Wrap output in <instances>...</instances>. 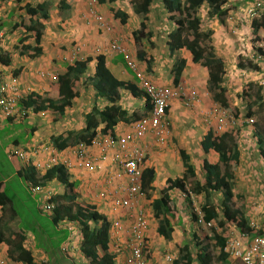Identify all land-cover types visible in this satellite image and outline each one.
Wrapping results in <instances>:
<instances>
[{
  "label": "crops",
  "instance_id": "1",
  "mask_svg": "<svg viewBox=\"0 0 264 264\" xmlns=\"http://www.w3.org/2000/svg\"><path fill=\"white\" fill-rule=\"evenodd\" d=\"M43 1L46 2L50 10V18L47 21L46 28L43 31L44 35L40 45L41 53L40 55L35 56L32 59L29 58L28 55H25L20 57L19 61H16V59H14V55L10 54V50H7L9 42L6 40L4 47L0 50L1 54L4 53L3 51H6V53H4L5 55L9 53L12 56V61L8 66H3L0 63L2 66L3 75L6 78L15 76L23 84V86H30V88L32 89V94L30 96L36 95L41 99L49 98L55 100L58 98L57 78L66 72L67 67L69 65H72L75 61H84L88 57L95 58L97 55L101 54L105 56L107 67L117 80H119L121 83L131 84L138 90H140L137 85V80L135 79L134 72L125 66L124 56H122L121 54L112 53L109 50L110 44L113 42H119V45H123L122 42L124 40L122 34H124L126 29L131 30L130 38L132 43L135 45L140 43L133 41L131 36V33L139 28L140 19H142V17L140 18L139 16H134L135 14L132 11V5L130 10L132 12V15L134 16L133 20H135V24H128V19L126 20L125 24H121L123 17H117L115 14L116 11L125 13L128 18H130L131 15H129V11H124V9L119 7V0H116L114 3H110V0H103L102 2L100 0H95V9L105 18L106 21L109 22L110 18L113 19V28L111 27V32L106 35L98 27L96 28V26L90 25V28L92 30L94 29L96 34H94L93 32L90 36L88 34L87 36L86 34H82V37H84L83 39L77 37L78 39H80L78 44L79 50L74 55V47L66 45V42L64 41L65 38H61V35H57L55 31L62 29L63 25L68 24L69 22L67 23V20L72 22L69 25L70 28L67 30L68 33H71L72 29H77V27H75V24H79V22L81 23V21L79 20V14L81 16V10L83 9L82 6L85 0H21L20 2L15 1L12 5L13 9L18 7L20 14L24 16L23 7L27 3H34L36 5L37 3ZM60 1H63L68 6L65 5V8L61 10L59 8ZM69 2H72V4H68ZM155 4H157V1L153 2L154 7L153 5L150 7L151 11L148 14L149 23L150 14L153 12V8H160ZM13 9H10L7 12L6 18H4L5 15L0 14V18H4L1 19L3 22L7 23V21L11 20L10 18H8V16L10 17V12H12ZM75 15H77L76 18ZM135 18H138V20ZM24 19L26 22L25 16ZM239 20L241 21V23H239V26L244 27L246 28V30H248V26H250V24L246 22L245 19H243V14L240 16ZM12 21L13 20H11L10 22ZM118 22L120 23L121 27L115 26L118 24ZM170 25L171 26L168 30L163 31V34L158 31V34H161L162 44L158 43V46H154L152 51L154 53H157L156 58H159V61H164L165 63L166 61H169V63H173L172 69H174V66L180 65L181 61L183 62L184 66H182L179 81H174V72L169 68V63L167 64V68L171 74L167 73V77L162 76L160 78H155V72H158V69H156L154 66V55L148 48H143L142 50L136 51L135 60H138L139 63L135 62V68L138 72H141L142 75H147L146 77H148L149 79H155V84L161 87H167L172 90H177L179 87L185 85L188 88H193L197 92L199 102L192 103L191 105L186 106L184 98H175L169 103L167 107V120L170 123L171 128L169 129L171 130V133L169 138L168 136L165 137V142L163 145H155L154 143L151 144L153 142V138L149 135L138 141V145L144 157V159L142 160L141 171H144V169H152L155 172L152 183L150 184L148 189L145 190L146 198L141 202V205L144 206L146 211H148V216L150 215L149 209H151L153 213L151 220H156L155 228H151L150 225V235H146L149 249V254L147 257L148 264H163V256L166 255V253L172 254L174 256L175 254H177V252L180 253L179 249L181 247L177 248V252H173L174 254L171 252V245H169L167 249H165L164 247L163 251L160 248L152 247L153 244L150 247V241L148 238L152 234L153 238L158 235L157 228L159 220L158 217H155L152 210V202L162 196L168 180L183 177L187 172L188 166L192 167V172L194 174V176L191 175L185 182V190L188 192L190 203L183 192L179 190L169 192V196L171 199L170 201H173L176 205V208H174L175 210L172 211L174 217H172L171 219V240H168L169 242H171L173 238H177L178 236L180 237L179 240H181L182 237L185 236L186 239L191 238L192 242H194L196 240L194 238L200 237V239H203V237L205 236L212 237L214 231L218 234L224 233V230H226L228 234L232 231H239L242 228L240 226L241 218L245 220V223H241V225L243 224L244 227H248L249 229H251L252 225L255 226L257 224L258 226L255 227L254 230L258 232V235L264 236V217H261L263 219L260 226L257 221L259 217H251L249 213L245 212L247 205H245L246 201L243 200L246 194L244 193V189H240V187H244L239 185L238 182L240 180L239 167L242 163L243 151L247 149L248 152H251V149L255 147V139L253 135H238V131L235 133H231L232 131L226 132V134L229 136L228 146L232 149V152H234L235 150V152L238 154V157L233 160L235 163L237 162L234 167L235 169L233 168V172L230 171L233 173V179L231 182L232 198L228 202L230 215L233 216L230 221L225 220L223 214L224 208L222 203H224L225 195L223 194L224 192L222 190L219 189L209 192L208 189H205L202 192H195L196 183H199L200 186H203L205 162H211L215 165H221L220 169L221 171H224L223 165L219 162V155L214 150L210 149L211 146L209 143H205L208 142V132H211L214 137L221 136V134H215V125L213 122H210L209 125H207L203 123L200 118V116H202V114H204L206 110L218 104L214 103L212 99V94L215 93V89L214 86H212L208 81V70L205 67L202 68V71H205L207 75L205 76V78H202V71L199 68H194V63L191 60V55L189 52L185 50L176 51L173 54L169 52L167 44L165 42L167 39V34H169L173 30V25ZM66 27H68V25H66ZM148 27L149 25L147 22V28ZM4 29H6V27ZM148 31H150V29H148ZM52 32H54L55 35ZM51 33L53 34V36L51 35ZM259 36L261 35L259 34ZM214 37L217 39L218 36L214 35ZM17 40L18 39L15 40V43L18 42L19 44V40ZM126 41L129 42V40ZM144 41H146L149 46L155 44L153 43L154 40L152 33L150 39ZM211 43H213V41ZM17 47L20 48V44ZM255 48V45H252L250 47V50L255 53ZM139 52H143L145 57L144 59L140 58L138 54ZM253 56L254 55H252L251 58ZM94 66L95 61L90 62L85 73L79 76L78 80L74 82L73 91L76 93V95L72 99L71 105L66 107L62 115L51 110L36 112L35 108L37 107V105L27 107L23 105L26 109H31L33 111L30 112V115L21 119L18 118L14 122L5 121L0 127V143L6 140V142L8 143L7 151L11 149L9 148L10 146H14L17 150H19L20 146H22L21 148L26 149L28 152H30V150L28 149L31 147V145L37 147L49 146V153L46 152L40 153L38 155L36 154V156H32L33 159L36 162H43L48 160L51 155H54L53 157L56 156L55 158L57 159L58 165H63L70 171V174H72V180L77 183V192L83 193L84 189L87 192H91V195L87 194V196L90 200L93 201L85 202V204L94 205L100 213L104 214L108 220H111L112 218H114V216H116L115 214H112V209L109 208L107 204L104 205V203H102V200L99 198L98 194V198L93 195L94 190L91 189L90 184L93 185V182L97 180L93 178L94 174L91 175V178L89 177V182L83 177L81 179H78L80 176L79 172L77 171L78 169L73 168L71 164L72 159H75L74 150L76 149V145L74 143L75 139H77L75 135H77V133H80L84 129L86 115L91 111L93 106H97L98 109H103L108 105L107 101L103 97L97 96L92 89ZM223 74V84L221 86L226 88V85H224V78L226 76V73H224L223 71ZM251 80H255V78ZM227 88L229 87L227 86ZM227 91L225 94L226 97H228ZM115 104L124 109L125 115L118 118L117 125L113 129V138L129 134L134 122L146 115L150 109L147 98L143 94L142 90H140V93H138L137 96H133L127 90H119V98L117 99ZM196 118L200 120L199 123L196 122ZM71 131L73 132L71 133L73 134V137L68 141L69 146L65 150H58L53 144L54 140H56L59 136L65 137V133ZM107 135L109 136V134ZM99 138L103 137L99 136ZM242 138L245 140H243ZM20 140H23L25 142L24 146L19 142ZM255 150L258 153L257 159L259 160L258 165H260L258 169L261 171V173H264V160L259 154L257 145L255 147ZM92 152L95 154V156L100 155L99 148H92ZM107 153L109 156L111 155V151H108ZM33 159L30 160L31 164H35ZM250 165H252V163ZM176 168L177 170L175 171ZM172 171H175V176H171L173 174ZM253 172L257 173L256 170ZM98 174L102 176V185H104V170L102 169ZM51 184H53L52 186H56V184L52 182L47 183L44 187L41 188L44 189L42 192H39V194L43 193V195H41V198H48L52 194L58 192L57 190H55V188H52V191L49 190V188H51ZM96 189H99L100 192L104 190L103 188H101L99 183L95 190ZM157 191H159V195L152 196V194L156 193ZM81 201L85 200H83V198H80L79 202ZM197 202H200L199 206L197 205ZM201 207H212V210H214V212L217 214V218L212 220V223L215 222L214 224H216L217 227H214V229L210 231L211 233H208L205 228H200L201 226L191 221V211L200 213L199 211ZM197 209H199V211H197ZM119 213L124 214L125 211H120ZM123 219L124 217H120V220ZM219 222L224 224L223 228L218 225ZM146 233H148V228ZM203 241L205 243V239H203ZM111 253L114 254L113 252ZM182 255L183 254L181 253V256ZM123 256L124 255L121 254H119V256H115V264H119L118 261H121L119 260V257ZM228 259H230V264H235V261L231 260V258Z\"/></svg>",
  "mask_w": 264,
  "mask_h": 264
},
{
  "label": "trees",
  "instance_id": "2",
  "mask_svg": "<svg viewBox=\"0 0 264 264\" xmlns=\"http://www.w3.org/2000/svg\"><path fill=\"white\" fill-rule=\"evenodd\" d=\"M15 1L20 2L21 0ZM100 1L102 2L103 0ZM115 1L116 0H110V3H114ZM128 1L132 5L133 13L140 18L142 17V19H140L139 28L131 33L133 41L140 42L141 40H149L152 31H148L147 22L149 21L148 14L151 11L150 7L153 5L154 0ZM8 2H10V0H0V11L2 4ZM159 2L165 12L166 21L173 25V30L167 34L165 42L169 52L173 54L176 51L185 50L190 53L191 60L194 64H201L205 67L208 70V81L215 89V93L212 94L214 103L220 105L227 112H231L229 108L231 106L230 101L225 95L226 89L221 86L223 84L224 64L220 59L215 57L213 48L207 44L210 42L212 32L207 29L203 30L202 14L206 12L207 18H215L223 23L224 21H230V19H232L234 13L231 12H234L235 8L238 10L240 4H238V2L229 3L226 0H159ZM68 4H72V2ZM59 5L61 10L65 8V5L68 6L63 1H60ZM23 9L26 22L20 21L14 23L12 27L21 33V37L19 38V56L28 55V57L32 59L41 53L40 45L44 35L43 31L50 18V10L45 1L37 3L36 5L27 3ZM115 14L117 17L122 16L121 24H125L128 16L119 11H116ZM4 27V22L0 19V29ZM263 28L264 22L252 23V31L253 33L256 32L255 34ZM257 50L259 55L264 54V49ZM138 54L141 59L145 58L143 52H139ZM257 56L251 58L248 69H251V71L257 70L260 74L264 65L261 67V63H259ZM11 59L12 56L9 53L6 55L2 53L0 55V63L3 66H8L12 61ZM92 61H95L92 89L97 96L103 97L108 105L103 109H98L97 106H93L85 117L84 129L75 135L77 139H75L74 144L76 146L84 144L86 147H91L94 139L99 136L104 138L109 134V136L113 137V129L117 125L118 118L125 115L124 109L115 104L119 98V90H127L133 96H137L138 93H140V90L133 85L121 83L112 75L107 67L104 55L99 54L95 58L88 57L84 61H75L72 65H69L66 72L57 78V99H41L36 95H32L23 102V105L26 107L37 105L35 108L36 112L51 110L62 115L66 107L71 105V101L76 95L73 91L74 82L78 80L79 76L85 73L88 64ZM124 62L125 66L129 68L126 60H124ZM182 66H184L182 61L180 65L174 66L173 72L175 82L180 79ZM253 75L254 77H249L247 80L256 77V74L253 73ZM253 84L256 83L252 80L243 84L242 95L240 97L242 103H244L245 99H248V104H245V109L247 110L245 118L248 120L252 119L251 106H259L264 103L262 89L258 88L253 98L252 95H250ZM250 99L252 100L250 101ZM8 121L14 122L15 119H9ZM246 123L248 122L246 121ZM235 132L236 131L232 130L231 133ZM71 133L73 132L65 133V137L59 136L54 140V146L60 151L65 150L69 146L68 141L73 137ZM208 135V142L205 143H209L211 146L210 149L214 150L219 155V162L223 165L224 171H221V165L205 162L203 186L196 183L195 192H202L205 189H208L209 192L219 189L222 190L225 195L224 203H222L224 208L223 214L225 220L230 221L233 216L230 215L228 202L232 198V170L235 169V164H237V162L235 163L233 160L238 157V154L235 150L232 152V149L228 146L229 136L226 133L214 137L211 132H208ZM252 135L254 136L259 154L264 160V132L256 128ZM21 150L26 151V149ZM107 151L112 152L113 150L107 149ZM102 154H104V152H102ZM13 158L15 157L9 159L10 162H13ZM13 164L15 170H17V177L30 183V188H42L47 183L52 182L63 188V193L60 194L57 192L45 198V204L53 206V209L49 211L50 213L47 217L50 218V223L58 229L57 231H62L64 229V227L60 225L63 222H72L76 224L79 230L77 234L80 237L79 251L87 260L88 264H115V256L110 251L111 247L108 236L110 227L109 220L104 214L100 213L94 205L85 204L77 200L80 198L76 193L77 183L72 180V174H70L67 168L63 165L56 164L49 168L34 171L32 167L23 169L14 162ZM191 175L194 176L192 167L188 166L185 175L181 178L168 180L162 196L152 202V210L155 217H158L159 220L157 233L167 241L171 240V219L174 217L172 211L176 206L173 201H170L169 192L179 190L185 194L189 201L188 192L185 190V182ZM154 176L155 172L152 169H144V171H142L141 184L144 191L148 189ZM14 199L13 196L9 195L7 185L0 182V245L5 243L9 247L10 250L8 252L10 256H12L11 260L19 264H36L31 252L24 246L25 238L23 231L20 229L18 231H13V238L11 240L4 238L5 229L2 224L5 216L9 215L12 219H18ZM42 211L46 210L42 209ZM199 212L202 214L203 221L206 223L212 222V220L217 218V214L212 210V207H201ZM190 217L191 221L196 223L199 213L191 211ZM219 223L218 225L223 228L224 224L221 222ZM241 223H245V220L242 218L240 219L241 231H247L252 235H258V232H256L253 227L249 229L248 227H244L243 224L241 225ZM39 231L44 233L43 236L45 240L44 243L38 241L37 245L48 252L49 259L58 264L56 262L58 259L54 248H52V246L49 248L48 246L47 249V242L50 241L49 236L46 237V232L43 230L40 229ZM39 231H35V233L38 232V236ZM227 235L229 234L226 230H224L222 234H218L214 231L212 237H203L205 243L200 237L194 238L196 239L194 241V250L196 253L193 254L189 243L184 244L181 248L179 247L180 255L174 259L172 264H194V262H196V264H210L212 262L211 253L209 251L210 248L218 251L217 259L222 262V264H230V259L228 258L231 257L224 252V247L228 238ZM181 253L183 254L182 256ZM237 262L242 264L238 260ZM47 264L52 263L48 261Z\"/></svg>",
  "mask_w": 264,
  "mask_h": 264
},
{
  "label": "rangeland",
  "instance_id": "3",
  "mask_svg": "<svg viewBox=\"0 0 264 264\" xmlns=\"http://www.w3.org/2000/svg\"><path fill=\"white\" fill-rule=\"evenodd\" d=\"M84 1V0H83ZM120 1V6L124 11H129V15H131L130 18H128L127 23L132 25L135 20H133V17L136 15H132V12L130 10L131 4L128 0H119ZM157 1L156 6L158 5V9L153 8V12L150 14V23L148 21V29L152 31L153 34V40L155 43L154 45L149 46V44L141 40L139 44L135 45L132 43L131 38H130V32L131 30H125L123 36V45L126 50L128 49V54L131 56L132 62L134 65L135 62L139 63L138 60L136 59L135 53L137 50H142L143 48H148L150 51L154 48V46H158L159 44H162V39H161V34H163V31L168 30L169 27L171 26L170 23H168L165 19V14L161 8V5L159 3V0H154ZM15 0H10V3H3L2 8L0 11V14L5 15L4 18H6V14L10 9H13V3ZM81 2V1H80ZM82 6V13L81 16L79 14V24H75L77 29H72L71 33H68V29L70 28L69 25L72 23L71 21L67 20L68 24H65L62 26V29L56 30L55 33L58 35H61V38H65L66 45L74 47L73 48V54L77 53L76 49L78 48L79 40L78 38L83 39L82 34H87L90 36L91 33H95V30L91 29L90 25L96 26L94 22L91 21V17L88 15V10H90V7L95 9L96 3L95 0H85L83 2ZM32 5H35L34 3ZM154 7V5H153ZM18 7L14 8L12 12H10V18L13 20L12 22L7 21V23L4 22V26L6 29L1 28L0 30H4L6 40L9 42L7 46V50H10V54L14 55V59L16 61L20 60V56L18 54L19 52V47H17L19 44L18 42L15 43V40L21 37V33L19 31L15 30L12 25L14 23H18L20 21H24V16L20 14L19 8ZM17 9V10H16ZM97 14L102 18V20L109 24L112 28V22L113 19L110 18L109 22L105 20V18L95 9ZM232 19L230 21H224L223 23L220 22L219 20H216L215 18H207V13L204 12L202 14V19H203V30L209 29L212 32V35L210 36V42L207 43L210 47L213 48V53L216 58L220 59L223 64H224V73H226V76L224 78V85L227 88V86L230 88H225L227 91L228 99L230 101V111L227 112L228 115L226 118L222 117H216V114H212L211 111L213 108L220 107L219 105H215L213 107H210L208 110L200 116L201 121L207 125H209L210 122H213L215 125L214 132L216 135H220L222 133H226L229 131H238V135H249L251 136L256 128L262 130L264 132V103L260 104L259 106H251L250 110L252 113V120L253 123H246L248 119L245 118V114L247 113V110L245 109V104H248V99L244 100V103H242L240 97L242 95V88L243 84L247 83L249 77H254V74H257V70L251 71V69H248L249 66V61L251 60V56L254 55V52L250 50V47L252 45H264V28L258 31L257 34L253 33L252 27L248 26V30L244 27H240L239 23H241L240 19V13L239 11L235 8ZM14 14V15H13ZM16 16V17H14ZM77 15H75V18ZM137 17V16H136ZM0 18V19H4ZM138 20V18H135ZM132 21V22H131ZM247 21V20H246ZM75 23V22H74ZM47 24V23H46ZM127 24V25H128ZM135 24V23H134ZM68 25V27H66ZM121 27L120 23L118 22L117 25ZM246 27V26H245ZM97 28V26H96ZM212 28V29H210ZM236 28V30H235ZM53 31V30H52ZM160 31L161 34H158ZM54 34V32H52ZM51 35L53 36V34ZM259 34L261 36H259ZM55 35V34H54ZM218 36L217 39L214 37ZM55 37V36H54ZM78 37V38H77ZM17 40V41H18ZM51 40V39H49ZM126 40H129L127 42ZM213 41V43H211ZM70 42V43H69ZM118 42V41H117ZM144 42V43H143ZM119 44V42L117 43ZM256 47V46H255ZM154 55V66L156 69H158V72H155L157 77H162L166 76L167 73H170L167 68V64L169 61L166 63L164 61H159L160 59L156 58L157 53H154L153 51L151 52ZM255 53H257L255 51ZM169 68L172 69L173 63H169ZM243 65V66H241ZM261 67L263 64H260ZM194 68H199L202 71L203 66L201 64H193ZM245 66V67H244ZM173 70V69H172ZM172 72V71H171ZM245 73L246 78L242 80L241 74ZM171 74V73H170ZM201 75L203 76L202 78H205L206 73L205 71L201 72ZM224 75V74H223ZM147 76V75H146ZM252 79V78H251ZM153 83H156L155 79H150ZM252 83V82H251ZM193 88H188L185 85L181 86V88H178V92L180 93L179 96L181 98L185 97L186 95L188 96V93L192 90ZM230 90V92H229ZM258 91V87L253 84L252 86V92L250 95H252V98L254 97L255 92ZM262 95L264 96V89H262ZM177 99V98H176ZM180 99V98H179ZM252 99H250L251 101ZM223 110V109H222ZM230 116V118H229ZM204 118V119H203ZM196 122L199 123L200 120L196 118ZM201 122V123H202ZM169 123V122H168ZM252 125V128H251ZM169 128L170 123H169ZM171 130L169 129V135L168 138L170 137ZM251 133V134H249ZM248 136V137H249ZM254 137V136H253ZM252 137V138H253ZM243 139V138H242ZM168 140V139H167ZM245 140V139H243ZM23 146L25 145V142L22 140L19 141ZM156 144V142L153 140L151 144ZM244 143V142H243ZM256 142L254 141V146L256 147ZM22 146H20V149ZM255 147L251 149V152L247 149L243 151V159L241 166L239 167V176L240 180L239 185H241L244 188V193L246 196L244 197L243 201H246L245 205L246 207V213H249L251 217H259L258 218V224L261 226L262 224V219L261 217H264V173H261V171L258 169L260 165H258L259 160L257 159L258 153L255 150ZM9 148H15L14 146H10ZM7 149H8V143L6 140L2 141L0 143V182L4 183L8 187V193L9 195L13 196L15 199V209L18 213V219H12L9 215H6L2 226H4V238L11 240L13 237L12 232L13 231H18L19 229L23 231V235L25 238L24 241V246L29 249L31 252L34 261L36 264H47V262H51L52 264H56L54 261L49 259L48 252L44 251L39 245H37L38 241L44 243V233H41L39 230H43L46 232L45 236H49L50 241L47 242V249L48 246L49 248H54V251L56 253L58 261H56L58 264H88V262L84 261L83 258H78L77 256V248L80 243V237L77 234L78 233V227L76 224L72 222H63L61 223V227H64L62 231H57L58 229L50 223V218L47 217L49 215V211H42V206L45 205V199L41 195H43L42 192L44 189H39L33 191L32 188H30L27 185L26 181L21 180L20 178L17 177V173L15 171V167L13 162L19 166L21 164V161L18 158H13V162H10L9 156L7 154ZM254 159V160H253ZM12 163V164H11ZM252 163V165H250ZM72 166L76 164V160L72 159ZM257 173H254L253 171L255 170ZM177 168L175 169V171ZM80 174L78 179H81L82 177L84 179H87L89 182V177L91 178V175H93L94 179H97L96 181L93 182V185H91V189L94 190L93 195L97 197V194H99L100 190L95 188L99 185L101 188L106 189L105 184L102 185L103 178L100 176L98 173H86L85 171H80L77 170ZM175 171H172L171 176H175ZM49 188L50 191H52V188L57 189L58 193H63V188L59 185L52 186ZM55 185V184H54ZM39 191V192H38ZM47 192V190H46ZM77 195L80 198H83L85 201H81L83 203L85 202H92L93 200H90L87 194L91 195V192H87L85 189L83 190V193H78L76 191ZM159 195V191L156 193H153L152 196ZM262 196V197H261ZM80 198L77 200L80 201ZM77 201V202H78ZM199 201V200H198ZM197 205H200V202H197ZM172 206V204H171ZM100 207V206H98ZM176 208V207H175ZM175 210V209H174ZM41 211V212H40ZM199 211V209H197ZM149 216H148V233L146 235H150V225L151 228H155V223L156 220H151L152 218V211L149 209ZM0 216H1V210H0ZM124 219L123 221L125 222L126 225L130 223L131 218L127 216H123ZM150 221V222H149ZM215 223V222H214ZM212 224V227H217L216 224ZM39 228H38V226ZM255 225V223H254ZM258 225L256 224L255 227ZM60 227V226H59ZM69 228L70 232L67 230ZM202 228V227H200ZM204 229V228H203ZM210 228H205V230L208 231V233H211L209 231ZM35 231H39V236L38 232L35 233ZM230 234V233H229ZM153 235V234H152ZM149 237L150 241V247L154 248H160L162 251L168 248L169 245L172 248L171 252H177V248L182 247V245L189 243L191 245V249L193 251V254L196 253L194 250V243L192 242L191 238L186 239L185 236L182 237L181 240L180 237L178 236L177 238H173L171 242L165 241L162 237L156 235L154 238L153 236ZM44 238V239H43ZM37 239V241H36ZM69 239V240H68ZM66 240H68L66 242ZM177 241V242H176ZM152 242V243H151ZM173 242V243H172ZM176 243V244H175ZM61 248L63 249V252L61 251ZM70 249V250H69ZM170 249V248H169ZM168 249V251H169ZM10 249L9 247L3 243L0 245V253L4 257L7 256L8 258V264H19L14 260H11L10 253L8 252ZM114 248L111 246V251H113ZM151 251V250H150ZM167 251V252H168ZM211 253V258L212 262L210 264H222L217 257H218V251L210 248L209 249ZM167 254V253H166ZM174 254V253H173ZM180 253L177 252L175 254V257H177ZM163 255V254H160ZM195 256V255H194ZM165 255L163 256L164 260ZM235 261V264H239L237 260L232 259ZM194 264H196L194 262Z\"/></svg>",
  "mask_w": 264,
  "mask_h": 264
},
{
  "label": "built area",
  "instance_id": "4",
  "mask_svg": "<svg viewBox=\"0 0 264 264\" xmlns=\"http://www.w3.org/2000/svg\"><path fill=\"white\" fill-rule=\"evenodd\" d=\"M229 3L238 2V11L243 14V19L252 24L253 22L261 23L264 21V0H226ZM88 15L102 32H111V27L105 23L97 14L94 8L90 7ZM6 36L4 30H0V50L4 47ZM79 48V47H78ZM76 49L78 52L79 49ZM256 49H264V45L257 44ZM109 50L113 53L124 56L127 66L134 72L139 88L144 95L148 97L151 110L148 115L134 122L129 134L104 138L97 137L92 142L91 147L79 144L74 150L76 164L73 168L88 173L99 172L104 170L106 189L99 192L98 196L102 203L107 204L116 216L110 220L109 243L114 250L111 251L119 257V264H148L147 257L149 254L146 240V231L148 228V211L141 205L145 200L146 193L141 184V165L144 159L143 153L138 145V141L147 135L151 136L156 144L163 145L165 137L169 135V123L167 120V107L175 98H181L178 90H172L167 87H161L144 77L138 72L133 64L128 52L121 45L113 42ZM256 52L258 50H255ZM6 53V51H3ZM1 54V53H0ZM76 53H74L75 55ZM258 55V56H257ZM257 56L258 61L264 65V54ZM259 74L257 72L255 83L261 89H264V68ZM244 75V74H242ZM32 94L30 86L25 87L15 76L9 78L3 75L0 64V127L9 119H18L30 115L31 109H26L23 102ZM185 105L198 103V95L195 90H191L186 98ZM223 109V108H222ZM220 107L213 108L211 113L216 117L226 118V110ZM230 118V116H229ZM252 119L248 123H252ZM99 148V156H95L92 148ZM107 149H112L111 155H108ZM28 151L17 150L15 148L7 151L9 158L17 157L20 161L29 163L32 156L50 151L49 146L37 147L31 145ZM104 152V154H102ZM50 156L44 162L46 168L57 163V159ZM36 168H42L43 163L36 162ZM35 190V189H34ZM97 196V198H98ZM53 209L52 205H45L44 210ZM120 211H125L120 214ZM130 217V223L125 224L120 217ZM197 225L203 228H212V223L203 221L200 215ZM255 229V226H252ZM225 254L232 259L240 261L242 264H264V236L252 235L247 231L230 232L224 247ZM113 254V255H114ZM174 256L166 254L163 264H172ZM0 264H8L7 256L0 253Z\"/></svg>",
  "mask_w": 264,
  "mask_h": 264
},
{
  "label": "clouds",
  "instance_id": "5",
  "mask_svg": "<svg viewBox=\"0 0 264 264\" xmlns=\"http://www.w3.org/2000/svg\"><path fill=\"white\" fill-rule=\"evenodd\" d=\"M239 13H240V12H239ZM240 16H241V13H240ZM263 22H264V21H263ZM263 22H261V23H263ZM254 23H255V22H254ZM256 23H258V22H256ZM249 24H250V23H249ZM108 25H109V24H108ZM96 26L99 28L98 25H96ZM109 26H110V25H109ZM250 26L252 27V24H250ZM110 27H111V26H110ZM99 29H100V28H99ZM103 33L106 34V35H108V33H105V32H103ZM255 46H256V45H255ZM255 50H257V49L255 48ZM260 50H261V49H260ZM126 51H127V50H126ZM112 53H113V52H112ZM255 54H257V53H254V56H255ZM254 56H253V57H254ZM259 63H261V61H259ZM242 74H244V75H242ZM242 74H241V77H242V80H243L244 78H246V74H245V73H242ZM143 76L146 77L145 75H143ZM146 78H148V77H146ZM148 79H149V78H148ZM149 80H150V79H149ZM249 81H251V79L248 80V82H249ZM252 81L255 82V80H252ZM137 85H138V83H137ZM255 85H256V84H255ZM158 86H159V85H158ZM256 86H257V85H256ZM138 87H139V86H138ZM257 87H258V86H257ZM179 88H181V87H179ZM258 88H260V87H258ZM139 89H140V88H139ZM260 89H261V88H260ZM140 90H141V89H140ZM192 90H194V89H192ZM195 91H196V90H195ZM142 92H143V91H142ZM143 94H144V93H143ZM188 94H189V93H188ZM145 97L147 98V101H148V104H149L148 97H147L146 95H145ZM186 97H187V96H185V97H183V98H186ZM149 106H150V104H149ZM221 108H222V107H221ZM150 110H151V106H150L149 111H150ZM149 111H148V113H149ZM148 113H147L146 115H144L143 117L147 116ZM141 118H142V117H141ZM141 118H140V119H141ZM138 120H139V119H138ZM138 120H136V121H138ZM249 120H250V119H249ZM136 121H135V122H136ZM252 121H253V120H252ZM247 122H248V120H247ZM252 123H253V122H252ZM252 123H250V124H252ZM11 149H12V148H11ZM26 151H27V150H26ZM7 154H8V153H7ZM51 156H52V155H51ZM11 158H12V157H11ZM9 159H10V158H9ZM31 159H33V157H31L30 160H31ZM33 160H34V159H33ZM46 161H47V160H46ZM46 161L41 162V163H43V167H42V168H38V169H37L36 166H35V165H36V161H35V160H34L35 164H31V162H30V163H25V162H22V161H21V164L19 165V167H20V168H23V169H28V167H32V168L34 169V171H38V170H40V169H44V168H46V167H45L46 164L44 163V162H46ZM56 164H58V162H57ZM56 164H55V165H56ZM23 166H24V167H23ZM86 173H87V172H86ZM27 185H28V186H31L30 183H28V182H27ZM32 189H33V191H35V190L37 191V190H39L40 188H33V187H32ZM34 189H35V190H34ZM38 192H39V191H38ZM45 205H48V204H45ZM45 205L42 206V209H44ZM49 205H50V204H49ZM49 211H50V210H49ZM200 215L202 216V214L199 213V216H200ZM212 222H213V221H212ZM212 222H211V223H212ZM109 223H110V219H109ZM196 223H197V222H196ZM212 224H213V223H212ZM109 229H110V227H109ZM213 229H214V228L212 227L211 229H209V231H212ZM67 230L70 232L69 228H68ZM228 236H229V235H228ZM68 240H69V239H68ZM68 240H66V242H67ZM79 246H80V243H79ZM79 246H78V248H77V251H75V252H77V256H78V258H79V257H80V258H83V260L87 262V260H86V259L83 257V255L80 253V251H79ZM69 250H70V249H69ZM61 251L63 252V249H62V248H61ZM171 255H172V254H171ZM172 256H174V255H172ZM174 258L176 259L175 256H174ZM195 263H196V262H195Z\"/></svg>",
  "mask_w": 264,
  "mask_h": 264
}]
</instances>
